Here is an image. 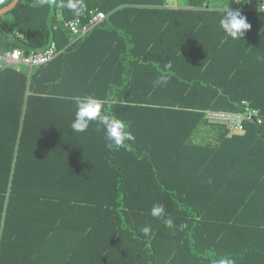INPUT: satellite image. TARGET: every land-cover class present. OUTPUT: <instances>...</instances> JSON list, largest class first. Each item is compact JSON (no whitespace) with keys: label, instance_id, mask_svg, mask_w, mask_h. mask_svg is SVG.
I'll return each mask as SVG.
<instances>
[{"label":"trees","instance_id":"obj_1","mask_svg":"<svg viewBox=\"0 0 264 264\" xmlns=\"http://www.w3.org/2000/svg\"><path fill=\"white\" fill-rule=\"evenodd\" d=\"M68 2L20 0L0 16L1 52L63 50L30 73H0V264H264V174L248 155L218 167L234 139L264 148V13L241 10L264 0H226L251 25L242 40L220 28L214 0H79L80 14ZM91 10L105 21L70 45L64 23ZM85 95L135 140L110 151L95 123L74 132ZM243 101L262 125L201 139L222 129L206 111L239 112ZM156 203L175 227L151 215Z\"/></svg>","mask_w":264,"mask_h":264},{"label":"clouds","instance_id":"obj_2","mask_svg":"<svg viewBox=\"0 0 264 264\" xmlns=\"http://www.w3.org/2000/svg\"><path fill=\"white\" fill-rule=\"evenodd\" d=\"M229 5L230 3L221 9L219 18L220 28L224 31L226 36L234 40H242L244 33L250 29L251 25L239 10H231ZM64 6L75 8L79 12H82L84 8L82 2L78 5H73L71 0ZM259 10L264 11V8L260 7ZM166 82L165 78H158L155 83L159 84ZM93 123L97 126V130H103L106 147L110 151L126 147V142L135 140V136L130 130V123L119 119L111 109L107 107L104 101L96 98L94 95L77 97L75 100V115L71 123L72 130L77 133H83L86 132ZM151 215L154 218L162 219L164 225L168 228L175 227L173 217L167 215L163 204H154L151 208ZM183 227L184 225H180L181 229ZM140 231L143 236L149 237L151 235V226H144ZM213 264H235V260L228 256H223L215 259Z\"/></svg>","mask_w":264,"mask_h":264},{"label":"built area","instance_id":"obj_3","mask_svg":"<svg viewBox=\"0 0 264 264\" xmlns=\"http://www.w3.org/2000/svg\"><path fill=\"white\" fill-rule=\"evenodd\" d=\"M78 1L79 0H71V3L76 5ZM260 7L264 8V2H252L245 9L241 10L264 13V11L259 10ZM76 13L80 14L77 10ZM105 19L106 14L104 12L91 10L84 18L77 16L74 19L66 21L64 27L71 36L70 45L100 26ZM62 51L63 50L57 48L54 41L51 42L47 48L29 54H26L24 50L19 48L7 50L5 52L0 51V73L6 68H14L20 71L21 67L27 68L30 73L33 68L53 61ZM205 114L209 123L223 125L231 132H243L245 130V125L248 123L256 125L263 124L260 110L254 108L248 101L242 102L241 111L239 112L208 110Z\"/></svg>","mask_w":264,"mask_h":264},{"label":"crops","instance_id":"obj_4","mask_svg":"<svg viewBox=\"0 0 264 264\" xmlns=\"http://www.w3.org/2000/svg\"><path fill=\"white\" fill-rule=\"evenodd\" d=\"M216 3L215 7H224L226 5V0H214ZM188 3V0H187ZM186 5V4H185ZM176 7V6H175ZM177 7H183V6H177ZM251 104V103H250ZM250 124V123H249ZM218 125V124H217ZM222 127V129H205L202 131L201 139L205 141H218V136L226 133L230 138L232 136H244L246 130L243 132H231L227 130V128L223 125H219ZM217 137V138H216ZM253 140L250 135L246 136L244 139L240 140H233L231 143L228 144V146H231V148H224L226 152L228 153V156L226 157V161L219 163V168L222 166H227L229 164V161L233 158H240L241 156L248 155V167L250 170H254L257 175H263L264 174V148H262L260 141H258V144L255 148H238L240 144L242 146L252 147ZM258 172V173H256ZM256 176L251 175L249 178V183L257 182L258 178ZM22 233H29V231H40V230H22ZM26 231V232H25ZM22 240H28L29 236L22 235ZM24 238V239H23Z\"/></svg>","mask_w":264,"mask_h":264},{"label":"rangeland","instance_id":"obj_5","mask_svg":"<svg viewBox=\"0 0 264 264\" xmlns=\"http://www.w3.org/2000/svg\"><path fill=\"white\" fill-rule=\"evenodd\" d=\"M168 5L169 6H173V7H177V6H185V4H187V0H167ZM216 3L215 1L212 2V6H215ZM21 69H24L23 67H21Z\"/></svg>","mask_w":264,"mask_h":264},{"label":"water","instance_id":"obj_6","mask_svg":"<svg viewBox=\"0 0 264 264\" xmlns=\"http://www.w3.org/2000/svg\"><path fill=\"white\" fill-rule=\"evenodd\" d=\"M20 0H14L11 4L7 5L6 7L0 9V16H4L12 11Z\"/></svg>","mask_w":264,"mask_h":264}]
</instances>
